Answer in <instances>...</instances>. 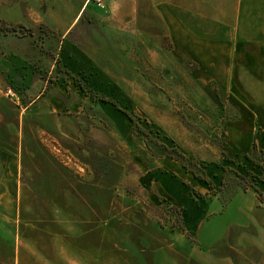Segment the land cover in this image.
<instances>
[{"label": "rangeland", "instance_id": "obj_1", "mask_svg": "<svg viewBox=\"0 0 264 264\" xmlns=\"http://www.w3.org/2000/svg\"><path fill=\"white\" fill-rule=\"evenodd\" d=\"M102 3L79 14L66 43L43 23L32 35L0 30V58L27 52L33 69L27 84L23 68L0 80V264H197L157 188L172 158L146 133L200 168L228 164L224 197L246 183L223 150L224 96L212 101L189 41L166 19L108 15ZM227 216L212 215L213 235Z\"/></svg>", "mask_w": 264, "mask_h": 264}, {"label": "crops", "instance_id": "obj_2", "mask_svg": "<svg viewBox=\"0 0 264 264\" xmlns=\"http://www.w3.org/2000/svg\"><path fill=\"white\" fill-rule=\"evenodd\" d=\"M103 2V10L108 15L136 17L144 10L148 16L166 19L173 32L176 30L181 38L189 41L191 58L204 71L205 85L214 91L212 101H219L218 92L224 96L219 102L225 112L224 152L236 161L234 168L238 172L247 174L252 171L260 175L256 162L264 168V154L261 155L264 151V0ZM94 4L92 0H0V19L30 27L43 23L57 31L66 43L65 38L79 14ZM188 19L204 21L205 24L189 26ZM14 38L16 36L11 34L2 37L4 41ZM26 53L10 51L1 54V81L7 82L3 75H8L11 80L21 68L26 71L23 82L27 84L32 80L33 69ZM58 55L63 58L61 51ZM256 153L259 155L257 161L253 159ZM159 165L170 174H159L158 191L169 203L181 208L182 226L188 242L192 243L191 250H187V261L197 264H264L263 181L256 183L262 197L250 188H239L224 197L223 189L211 192L204 181L187 172L174 159H162ZM223 166H203L216 188L222 182ZM191 188H198L202 196L194 195ZM213 214L218 220L231 215L220 223L222 232L218 236L213 235ZM252 252L258 254L256 259Z\"/></svg>", "mask_w": 264, "mask_h": 264}, {"label": "trees", "instance_id": "obj_3", "mask_svg": "<svg viewBox=\"0 0 264 264\" xmlns=\"http://www.w3.org/2000/svg\"><path fill=\"white\" fill-rule=\"evenodd\" d=\"M0 23H1L0 30L4 31L5 34L9 31L16 33V31L18 29L23 34H25V33H29V35L33 34L32 27H30V26L29 27H23L22 24H12L10 22H7V21L1 20V19H0ZM91 96H93L97 100H102V101L108 100L104 95H98L97 93H94L92 91H91ZM130 118H131V116H130ZM131 120H132V118H131ZM136 127L138 130H140L142 132L144 131V129L141 126L136 125ZM145 136H146L145 140H146L148 147H151L154 145L158 149H160V153L158 154L159 156L165 155V156L171 157L174 160H177L180 163V165L182 166V168H184L187 172H190L193 176L204 181V183L208 186V188L210 189L211 192H214V191L217 192V191L222 190L221 187H222V183L224 182V177H225L227 166L223 167V174L221 177L222 182H221L220 186L216 188V186L213 184V179L206 175L203 168H200V166H198L197 163L190 160L186 155L183 154V152H181L180 150H178L176 148H168L165 145V143L160 142L155 137H149L148 133H146ZM261 154L263 156L264 151H262ZM246 157L252 158L250 156H246ZM253 159L257 161L256 157ZM229 160H231L234 163V165H237V163L234 159L230 158ZM256 164H258V167L260 169V173H261L260 175H256V174L252 173V171H248L247 174H242V173L238 172L235 168H230L229 170L233 171L237 177H239L242 181L246 182L242 186H240V188H242V189L251 188V190H254L256 193H258V195L260 197H262L259 189L256 186V183L258 180L264 182V168L262 167V165H260V163L256 162ZM191 190H192V193L194 195H198L199 197L202 196V194L199 193V191L195 190L194 188H191ZM171 206L179 214L178 217H179L181 225H182V217H181L182 216V210H181V208L173 206V205H171Z\"/></svg>", "mask_w": 264, "mask_h": 264}, {"label": "built area", "instance_id": "obj_4", "mask_svg": "<svg viewBox=\"0 0 264 264\" xmlns=\"http://www.w3.org/2000/svg\"><path fill=\"white\" fill-rule=\"evenodd\" d=\"M96 4H98L100 7H103L102 0H93Z\"/></svg>", "mask_w": 264, "mask_h": 264}]
</instances>
